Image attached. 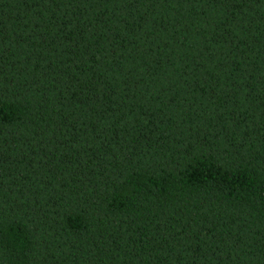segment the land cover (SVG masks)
Instances as JSON below:
<instances>
[{"label":"trees","instance_id":"16d2710c","mask_svg":"<svg viewBox=\"0 0 264 264\" xmlns=\"http://www.w3.org/2000/svg\"><path fill=\"white\" fill-rule=\"evenodd\" d=\"M0 264H264V0H0Z\"/></svg>","mask_w":264,"mask_h":264}]
</instances>
